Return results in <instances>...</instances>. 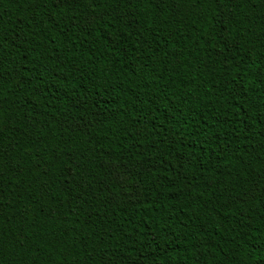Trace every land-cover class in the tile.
Instances as JSON below:
<instances>
[{
  "label": "trees",
  "instance_id": "1",
  "mask_svg": "<svg viewBox=\"0 0 264 264\" xmlns=\"http://www.w3.org/2000/svg\"><path fill=\"white\" fill-rule=\"evenodd\" d=\"M0 264H264V0H0Z\"/></svg>",
  "mask_w": 264,
  "mask_h": 264
}]
</instances>
